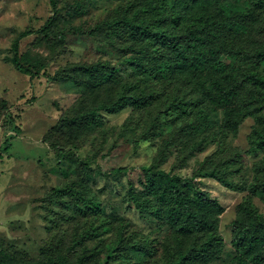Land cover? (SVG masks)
<instances>
[{
	"label": "rangeland",
	"instance_id": "rangeland-1",
	"mask_svg": "<svg viewBox=\"0 0 264 264\" xmlns=\"http://www.w3.org/2000/svg\"><path fill=\"white\" fill-rule=\"evenodd\" d=\"M153 1L0 0V99L7 104L0 119L1 262L45 264L59 256L75 260L82 250L76 243L102 252L118 236L159 249L167 230H160L154 216L139 212L129 198L130 189L145 192L143 166L183 179H192L200 168L219 166L235 185L243 186L229 188L210 177L188 180L194 194L203 192L223 208L218 223L223 253L210 264H228L240 254L234 243L235 220L244 202L251 200L264 213V150L250 147L252 116L219 142L185 157L182 144L165 149L184 123L173 127L171 120L162 119L156 134L148 132L155 108L127 105L118 113L98 111V120L82 134L63 124L65 118L95 109L110 90L117 92L119 79L107 68L118 67L137 51L127 30L105 26L98 31V25L125 17L139 20L140 6ZM167 5L181 20L200 12L219 13L221 8L231 20L244 18L236 42L246 52L264 40V10L254 11L251 0H167ZM20 34L26 36L18 39ZM16 41L20 62L31 76L12 64ZM233 60L240 68L246 58L235 55ZM93 64L106 65L101 75L105 83L99 85L88 71ZM127 72L121 71L122 79ZM149 81L160 90L161 83ZM221 119L218 111L212 126ZM120 167L127 171L114 172ZM83 173L91 175L85 195L94 202L91 210H78L64 193ZM129 255L130 264H158L163 252ZM117 256L111 264H128Z\"/></svg>",
	"mask_w": 264,
	"mask_h": 264
},
{
	"label": "trees",
	"instance_id": "trees-1",
	"mask_svg": "<svg viewBox=\"0 0 264 264\" xmlns=\"http://www.w3.org/2000/svg\"><path fill=\"white\" fill-rule=\"evenodd\" d=\"M251 1L254 11L264 10V0ZM219 10V13L200 12L191 16L193 21L181 20L180 16L169 12L167 0H157L140 6L139 20L125 17L98 25V31L105 26L127 30L137 51L116 68H107L104 64L88 67L99 85L105 83L102 70L107 68L111 75L116 74L118 90H110V95L95 109L65 118L63 124L82 134L90 123L98 120V111L118 113L127 105L135 110L155 108L157 112L149 123L148 132L156 134L162 119L171 120L173 127L184 123V127L165 142V149L182 144L186 149L185 157L219 142L225 132L235 131L247 116H252L255 124L250 147L255 152L264 150V40L246 52L244 46L236 42V34L245 27L246 20H231L222 8ZM76 33V29L72 30V34ZM95 33L96 30L91 31L92 36ZM65 35L62 33L60 37L65 39ZM25 36L20 34L18 39ZM12 53L15 69L31 76L30 70L20 62L18 41L13 44ZM235 55H242V60L246 58L240 68L233 60ZM122 70L128 71L125 79H122ZM149 79L161 83L160 90H156ZM6 110L5 100L0 99V119ZM218 111L222 119L214 127L212 122ZM126 171L127 168L122 167L114 170ZM142 171L145 192L141 195L130 189L129 198L139 212L154 216L160 230H167L159 249L157 244H134L118 236L102 252L90 250L80 242L76 245L82 250L75 260L59 256L45 264H111L120 257L117 255L130 264L131 251L143 255L161 251L163 257L158 264H210L220 260L223 243L218 223L223 208L203 192L194 194L188 180L210 177L229 188L242 190L243 186L235 185L219 166L200 168L192 179L145 166ZM84 173L78 182L66 187L64 193L78 210H91L94 202L85 199L91 175ZM260 188L264 190V179ZM141 196L144 198L140 199ZM235 227L234 243L240 254L228 264H264V213L248 200L240 206ZM0 264L5 263L0 261Z\"/></svg>",
	"mask_w": 264,
	"mask_h": 264
}]
</instances>
